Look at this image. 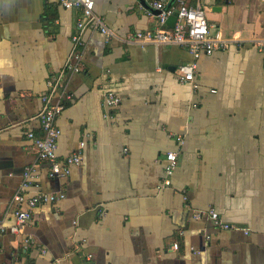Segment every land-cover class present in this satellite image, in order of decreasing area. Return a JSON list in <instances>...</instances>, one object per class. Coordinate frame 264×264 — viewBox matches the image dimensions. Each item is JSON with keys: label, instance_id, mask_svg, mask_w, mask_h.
<instances>
[{"label": "crops", "instance_id": "1", "mask_svg": "<svg viewBox=\"0 0 264 264\" xmlns=\"http://www.w3.org/2000/svg\"><path fill=\"white\" fill-rule=\"evenodd\" d=\"M94 1L115 35L83 34V67L66 76L71 98L60 97L57 118L58 157L81 151L82 162L51 178L29 133L42 134V97L67 60L81 10L0 0V224H14L28 166H37L42 191L66 195L36 207L23 233H0V264H264L262 0H189L208 6L211 30L231 40L198 58V89L178 79V66L194 60L186 46L129 40L157 28V10ZM107 90L122 98L118 106L105 103ZM169 151L178 164L162 187ZM211 207L239 228L195 218Z\"/></svg>", "mask_w": 264, "mask_h": 264}, {"label": "built area", "instance_id": "2", "mask_svg": "<svg viewBox=\"0 0 264 264\" xmlns=\"http://www.w3.org/2000/svg\"><path fill=\"white\" fill-rule=\"evenodd\" d=\"M151 10H157L159 25L154 30L137 31L129 40L141 45L177 43L186 46L192 53L194 60L182 63L177 68L178 79L182 83H189L193 89L199 88L196 80L198 69V58L205 54H212L215 50H226L229 48L230 38H225L221 32L211 30L207 18V7L203 4H190L189 0H177V5H168L169 0H145ZM65 8H79L81 16L77 22L78 32L72 36V48L62 69L49 81V89L43 95V107L37 117L41 122L42 134L29 136L33 138L35 149L39 160L49 163L48 174L51 178L68 176L73 165L82 162L81 151L69 155L64 161L58 157L59 137L61 129L57 124V118L65 108V104L59 100L60 97L71 98V94L64 93L65 78L68 73L82 70V47L84 45L83 34L85 30H94L103 33L106 41L114 35V30L107 24L105 18L95 9L94 0H59ZM264 4V0H262ZM151 12V11H150ZM171 16H176V21L168 28L167 21ZM259 49L264 51V36L255 39ZM104 101L109 106H118L122 98L111 90L103 93ZM181 142L182 137L178 138ZM84 143L80 144L83 147ZM178 164V152L166 153V165L164 168V180L162 187L172 185V176ZM35 188V193L29 189ZM65 192L42 191L39 182L37 166H28L24 172L20 189L14 194V224L8 228L0 224V233L9 230L14 234L23 233L25 227L33 218V211L41 204L56 202L64 198ZM195 218L208 216L222 228H239L224 222L215 208L198 209L194 212ZM31 240L25 239L28 243ZM174 248H179V243H174ZM1 250V247H0Z\"/></svg>", "mask_w": 264, "mask_h": 264}, {"label": "water", "instance_id": "3", "mask_svg": "<svg viewBox=\"0 0 264 264\" xmlns=\"http://www.w3.org/2000/svg\"><path fill=\"white\" fill-rule=\"evenodd\" d=\"M142 2V4H144L146 7H149L148 3L145 0H140ZM171 5V2L169 4V6Z\"/></svg>", "mask_w": 264, "mask_h": 264}]
</instances>
